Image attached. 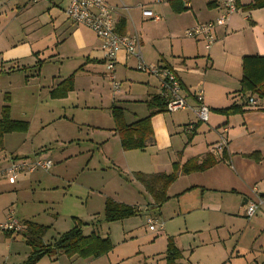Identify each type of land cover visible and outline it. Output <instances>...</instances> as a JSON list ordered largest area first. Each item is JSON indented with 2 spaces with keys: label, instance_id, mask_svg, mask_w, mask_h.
Returning <instances> with one entry per match:
<instances>
[{
  "label": "crops",
  "instance_id": "crops-1",
  "mask_svg": "<svg viewBox=\"0 0 264 264\" xmlns=\"http://www.w3.org/2000/svg\"><path fill=\"white\" fill-rule=\"evenodd\" d=\"M10 1L13 5L22 1L24 8L19 10L18 16L22 14L24 21L19 24L21 38L14 39V31L0 38V109L6 105L5 91L13 87V80L21 74L24 75L23 84L18 88L29 90L36 105L31 120L13 119L8 95L10 120L27 123L28 128L23 133L3 136L0 171L11 163L37 159L50 161L53 167L45 145L30 155L26 152V136L32 120L37 123L39 132L55 137L57 130L50 131L51 125L72 119L75 113L82 111H99L111 116V108L119 107L123 109L124 121L128 125L150 114L153 108L149 104L160 97L158 80L150 73L137 71V60L126 58L124 51L120 50L113 74L118 89L114 90L106 75L100 40L93 32L66 17L68 0L46 3ZM102 1L115 10V33L136 36L141 61L148 67L171 71L177 77L181 96L190 108L180 110L182 116L172 115L180 111L171 115L166 114L168 112L154 114L150 118L152 139L141 151L121 150L112 116L107 127L93 126L104 130L105 138L95 144L97 149L109 153L106 159L111 162L110 179L116 185L110 187L113 189L109 190L111 194L102 196L103 207L105 200L111 199L136 207L139 210L136 216L144 212L156 220L155 231H151L155 234L151 239L160 236L166 249L167 239L171 238L181 255L177 264H264V100L252 96L255 105H251L246 96L239 93L243 58L264 56V11L245 12L241 6L254 0H236L238 11L230 16L225 26L215 28V42L206 49L202 39H189L185 31L214 21L220 14L216 0H184L186 10L180 13L172 10L169 0ZM0 5L9 4L1 0ZM142 10L150 11L159 20L146 19ZM38 62L41 65L36 70ZM22 68L26 69L25 72L17 71ZM71 75L72 90L63 99H51L50 92ZM198 94L209 110L206 122L198 121L194 113L198 107ZM232 105L242 106L243 112L234 115L218 113ZM207 156L214 158V166L204 172L179 174L166 191L167 200L159 207L134 178L135 173L169 175L174 163L180 167L192 159L200 163ZM52 167L48 171L19 175L12 184L0 175V198L5 192L16 193L27 177L37 172L48 173ZM125 184L136 186V193L147 194L145 208L141 209L138 201L135 204L124 202L134 199L133 192ZM83 185L92 190L87 184ZM258 199L262 203L252 217H247L248 203ZM95 219L92 218L90 223L79 220L87 224L86 230L82 228L83 234L84 231L89 233L87 235L95 233L97 227L93 225L98 223ZM25 221L20 223L23 225ZM65 232L57 233L53 240ZM2 234L0 264L25 261L30 248L23 249L24 260L16 261L15 239ZM233 234L240 237L230 240L227 245L228 235ZM106 238L112 244L111 252L94 261L106 258L110 264H117L124 260L122 257L113 259L118 244H114L111 237ZM165 249L160 257H156V262L161 260L165 264Z\"/></svg>",
  "mask_w": 264,
  "mask_h": 264
},
{
  "label": "rangeland",
  "instance_id": "rangeland-1",
  "mask_svg": "<svg viewBox=\"0 0 264 264\" xmlns=\"http://www.w3.org/2000/svg\"><path fill=\"white\" fill-rule=\"evenodd\" d=\"M6 1L9 5H0V38L11 35L12 31L16 36L14 39L21 38L19 24L24 21V16L22 14L18 16V12L24 8V5H21L22 1L17 2L16 5H13L10 0ZM145 18L149 19L150 17ZM22 75L18 76L17 80H13V87L5 91L4 94L9 95L13 119L31 120L36 103L33 100L35 98H31L29 90L18 88L19 84H23ZM104 83L106 90L109 91V86L105 81ZM128 109L131 110L129 107ZM182 112L166 114L182 116ZM128 115L131 116L130 113ZM71 118L48 128L50 131L57 130L55 137L39 132L37 123L33 120L30 121L31 127L25 142L26 152L30 155L33 151L38 150V147L45 145L48 148V154L50 153L48 157L52 160L53 167L48 173L37 172L27 177L28 180L19 187L16 193H4L0 198V223L11 211L19 222L27 220L51 226L44 236V242L49 243L57 236V233L68 231L74 226L72 218H78L84 223H90L96 218L95 221L98 223L93 225L97 227L94 232L103 238L111 237L112 242L118 244L113 259L122 257L124 260L117 264H164L161 260L156 262V257H160L165 249L164 239L160 236L151 239L155 233L149 231L148 214L141 212L136 217L112 223L103 221L102 196L111 194L109 190L113 189L110 187H116V185L110 179L111 162L106 159V154L109 156V153L97 149L95 144L105 138L104 130L94 129L93 126L107 127L112 122L111 116L99 111H82L75 113ZM9 139L12 141L11 138ZM65 160L68 161L65 162ZM88 160H91L90 163ZM114 173L117 177L116 172ZM82 184H87L86 186L92 190L82 187ZM103 186L105 187L103 190L99 189ZM127 187L133 192L134 199H123L124 202L136 203L138 201V204H141L140 208H145L148 204L147 194L136 193L135 191L138 190L134 185H127ZM83 228L87 229L86 226ZM84 234L89 233L84 231ZM0 235L3 236L1 231ZM239 237L240 235L236 234L228 235L227 245L230 240L232 242ZM122 242L128 244L119 245ZM15 243L16 249L14 248V250L18 253L15 260L21 262L24 260L23 251L29 248L19 236L15 237ZM183 245L185 248L188 246L186 241ZM137 252L138 254H136ZM105 259L94 261V259H81L76 256L67 258L62 255L53 258L46 257L38 264H110Z\"/></svg>",
  "mask_w": 264,
  "mask_h": 264
},
{
  "label": "trees",
  "instance_id": "trees-1",
  "mask_svg": "<svg viewBox=\"0 0 264 264\" xmlns=\"http://www.w3.org/2000/svg\"><path fill=\"white\" fill-rule=\"evenodd\" d=\"M184 0H169L168 3L173 11L180 13L185 11ZM237 5V3H236ZM239 8V7H238ZM243 11H252L262 9L264 11V0H254L252 3L241 6ZM122 24L119 25V28ZM41 63L38 62L35 68L38 70ZM11 70V69H10ZM25 68L17 71L25 72ZM242 79L240 81L239 93L253 99L255 96L259 100H264V56H248L242 60ZM73 88L72 75L63 80L54 90L50 92L51 99H63L67 93ZM255 101V100H254ZM6 105L0 109V149H2V138L6 134L13 132H26L27 123L20 121H11L9 118L10 108L8 106L9 98L5 96ZM153 108L150 114L137 122L126 124L124 121L123 109L119 107L111 108V116L114 123V132L116 133L120 148L124 152L143 150L146 143L152 139V129L150 126V118L157 113H165V103L161 97H156L149 104ZM242 106L232 105L226 109L220 110L218 113L222 115H234L241 113ZM256 157V156H255ZM258 159V157H256ZM215 164L212 156H207L200 163L196 159L188 160L181 167L174 163L172 165V173L169 175L160 173L156 175H144L135 173L134 178L139 182L145 192L152 198L154 204L159 207L166 200V191L168 187L181 175L190 173L204 172ZM139 213L136 207L117 203L111 199H106L103 207V221L106 223L118 222L135 217ZM4 221V220H3ZM74 226L67 232L59 235L51 243H45L43 237L49 230V226H43L31 221L23 222L25 231L22 233L3 232L7 238L19 236L26 246L30 248V253L25 261L20 264H37L43 258L65 256L72 258L74 256L81 259H97L105 256L112 250V244L108 238H101L96 233L84 235L82 228L87 224L77 219H73ZM181 258L180 252L176 248L171 238L167 239L165 249V264H177ZM55 260V259H54Z\"/></svg>",
  "mask_w": 264,
  "mask_h": 264
},
{
  "label": "built area",
  "instance_id": "built-area-1",
  "mask_svg": "<svg viewBox=\"0 0 264 264\" xmlns=\"http://www.w3.org/2000/svg\"><path fill=\"white\" fill-rule=\"evenodd\" d=\"M52 0H32L33 3L50 2ZM217 7L220 10L219 16L214 20L204 24H199L185 31V36L189 39H202L206 49H209L215 42V28L225 26L230 16L238 11L236 0H216ZM115 10L107 7L102 0H68L65 9L66 17L77 25H81L96 35L101 41V49L104 52V67L108 76V81L112 83L114 90L118 89L115 82L114 68L116 56L120 50H123L126 58L133 57L137 60V71L150 73L158 80L159 95L165 103V110L168 113H175L180 110L190 109L185 99L181 96V86L177 77L169 70L159 67H148L141 61L140 46L137 37L119 36L114 31L113 18ZM143 16L150 17L152 21H158L159 18L150 11L143 10ZM198 107L194 111L198 121L206 122L209 110L202 103L200 94L196 96ZM251 105H255L253 99H249ZM52 167L50 161L34 160L32 162L11 163L8 167L0 171L10 184L14 183L16 178L22 174H31L35 171H48ZM262 201L258 199L247 205L246 216L252 217L258 205ZM147 224L150 231H155L157 221L151 217L147 218ZM0 231L22 233L24 226L14 218L13 212L9 211L6 219L0 223Z\"/></svg>",
  "mask_w": 264,
  "mask_h": 264
}]
</instances>
